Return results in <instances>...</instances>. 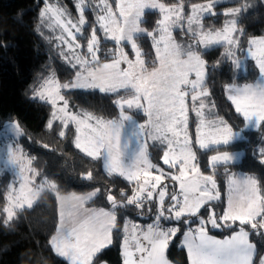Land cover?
Segmentation results:
<instances>
[{"label": "snow or ice", "instance_id": "snow-or-ice-1", "mask_svg": "<svg viewBox=\"0 0 264 264\" xmlns=\"http://www.w3.org/2000/svg\"><path fill=\"white\" fill-rule=\"evenodd\" d=\"M216 5L217 0L193 3L186 14L184 0L171 5L162 0H115V8L111 0H94L92 4L77 0L78 19L73 20L58 0H46L40 13L41 24L53 32L60 30V35L55 36L61 48L59 55L78 70L68 83H61L53 73L41 83L34 98L53 109L49 129L59 123V136L64 137L74 126L75 148L92 160L102 161L108 176L124 178L133 186L132 193L121 190L118 199L108 189L106 200L110 207L90 208L87 205L101 195L99 188L85 194H63L55 181L41 176L34 166L35 157L27 156L19 145H9L7 163L15 169L19 185H9L6 203L0 209L5 224L17 218L19 212L33 209L42 194L49 193L55 196L58 213L49 244L68 264H94L97 254L113 243L114 231L123 232V264H170L166 251L181 232L180 224L187 226L182 246L187 250L189 264H254L256 248L249 237L250 232L264 235L258 231L264 229V189L257 178L229 171L243 153L220 148L240 138V132H234L208 99L211 92L207 87V61L201 50L223 47V57L237 70L242 66L246 70L249 59L255 62L259 77L254 83L225 84L224 92L235 112L243 117L245 128L260 129L264 126V36L250 37L247 47L241 46L245 32L238 25L246 6L226 9L221 13L228 18L223 26L206 29L204 20L217 15ZM89 6L96 11V21L89 26L85 54L78 36L84 35ZM146 10L160 13L153 31L142 27ZM176 30L184 32L190 42H177L173 36ZM98 31L115 45L106 61L100 58ZM145 36L151 38L155 50L151 67L137 43ZM129 46L133 58L125 51ZM70 89L115 95L118 117L106 119L85 110L72 111L63 94V90ZM132 112L142 113L144 121H137ZM190 112L196 117L195 139L189 133ZM12 127L18 136L22 135L18 124ZM157 145L167 170L150 158L149 147ZM200 151L214 153L208 159L209 174L201 170L197 158ZM259 153L264 163V148ZM221 167L227 200L218 214L213 202H222L216 178ZM82 176L93 179L91 171ZM130 207L141 216L145 209L149 213L155 210L153 221L141 226L125 220L120 229L118 212ZM202 210L207 212V218ZM165 222H175L177 226L165 227ZM209 226L229 231L230 235L218 239L209 234ZM260 264H264V258Z\"/></svg>", "mask_w": 264, "mask_h": 264}, {"label": "trees", "instance_id": "trees-1", "mask_svg": "<svg viewBox=\"0 0 264 264\" xmlns=\"http://www.w3.org/2000/svg\"><path fill=\"white\" fill-rule=\"evenodd\" d=\"M162 1L167 4L178 3V0ZM48 2L56 3L57 0H48ZM58 2L63 3L72 15L77 13L74 0H58ZM200 2H206V0H184V3L188 5ZM237 2L242 1L222 2L216 6L223 8ZM45 3L46 0H0V130L7 121L18 120L23 130L19 143L30 157H35L34 166L40 171L42 177L46 176L49 180L55 181L63 194L86 193L99 188L101 195L95 198V202L89 204L109 208L106 200L108 189H111L119 199L121 190L131 195L133 186L122 177L108 176L104 172L102 161L92 160L75 148L74 126L66 131L64 137L59 136L61 131L59 123L49 129L47 125L53 109L50 104L34 98L41 83L53 73L64 83L72 81L78 70V67L72 68L70 64L62 60L57 55L53 42L49 43V39L52 41L51 32L41 24L40 20V12ZM253 3L254 5L242 13L239 19L238 26L245 32V35L241 37V46L245 48L248 38L264 35V0H255ZM87 14L89 23L85 26V36H83L85 40L82 36L80 37L83 41H86L90 33L89 26L95 25L96 21L92 10L88 9ZM159 17L158 11L150 10L146 13L143 24L147 30L153 31L156 28ZM223 22L224 17L221 13L204 20V24L211 28H221ZM101 44V59H109V50L114 49V42L102 41ZM138 44L151 65L154 57L151 38L145 36L138 40ZM84 46L86 50V44ZM126 48L127 51H131L130 46ZM223 52V47L202 51L207 61V87L211 92L210 98L216 105V112L233 128L242 130L244 138L229 146H221L220 150H242V159L234 162L229 167V171L257 178L264 189V163H261L259 153V149L264 148V126L260 129L245 128L243 117L235 112L234 106L224 92L225 84L253 81L259 76V72L255 62L250 59L246 63V70L244 68L237 70L223 57ZM65 93L75 110H85L106 119L118 117V109L113 103L117 97L113 94L83 89L66 90ZM138 117L144 118L142 113ZM194 121L192 122L193 131L196 127ZM150 152L155 163L167 168L161 160L163 152L159 145L150 146ZM212 154L214 153L204 154L203 151L197 153L201 170L205 174L210 173L208 159ZM88 171L93 173L92 180H86L82 176ZM13 178L12 171H0V209L6 203L5 197ZM216 178L221 189L222 202H213V205L219 214L223 211L227 200L223 167L217 170ZM37 180L40 181V177ZM202 212L207 218V212L204 210ZM154 215L155 210L149 213L145 209L144 215L141 216L134 207L127 210L121 209L118 212V227L122 229L127 219L135 222H151ZM3 221L4 215L0 213V264H68L64 258L52 250L49 244V239L55 233L58 223L54 195L43 193L33 209L19 212L17 218L8 224ZM179 227L181 232L170 242L167 256L175 264H189L187 250L182 246L183 232L187 226L180 224ZM258 231L264 232V229ZM209 233L219 237L230 235L229 231L212 229L210 226ZM249 238L256 248L254 264H260V260L264 258V235L250 232ZM122 241L123 232L114 231L113 243L97 254L94 264L102 262L123 264Z\"/></svg>", "mask_w": 264, "mask_h": 264}, {"label": "rangeland", "instance_id": "rangeland-1", "mask_svg": "<svg viewBox=\"0 0 264 264\" xmlns=\"http://www.w3.org/2000/svg\"><path fill=\"white\" fill-rule=\"evenodd\" d=\"M232 1H235V0H217V4L218 3H222V2H232ZM239 1H242L241 3H239V2H237V3H231V4H229L228 6H223V8H221V6L220 7H218V6H216V8H215V12L216 13H223L226 9H228V8H232V7H240V6H246V11H248L249 10V8L251 7V6H253L254 5V3H253V1H255V0H239ZM74 2H75V5L77 4V0H74ZM111 2H112V4H113V8H115V0L113 1V0H111ZM163 2V1H162ZM53 3V2H52ZM92 3H94V0H89V4H92ZM165 3V2H164ZM200 3H205V2H200ZM61 6H63L66 10H67V12L70 14V16H71V18L73 19V20H77L78 19V10H77V13L75 14V15H72L71 14V11L67 8V7H65L64 6V4L63 3H59ZM165 4H167V3H165ZM193 4V3H192ZM168 5H171V4H168ZM191 4H186L185 3V10H186V14H187V12L188 11H190V6ZM44 7H45V5H44ZM43 7V8H44ZM42 8V9H43ZM76 9H77V7H76ZM88 9H90V10H92L93 12H94V15H95V19H96V11H94L93 10V7H91V6H89V7H87L86 8V11H85V17H86V20H87V22L89 23V17H88V14H87V10ZM148 11H150V10H146V13L148 12ZM151 11H156V10H151ZM41 13V12H40ZM146 15V14H145ZM223 16V15H222ZM224 17V22H225V20L226 19H228L227 17H225V16H223ZM143 19H145V16L143 17ZM159 19H160V17H159ZM224 22H223V24H224ZM87 23V24H88ZM205 25V24H204ZM142 27H144L145 29H147L145 26H144V24H142ZM47 28V27H46ZM205 28L207 29V28H211V26H209V25H205ZM220 28V27H219ZM48 29V28H47ZM218 29V28H217ZM49 30V29H48ZM149 31V30H148ZM51 32V38H52V42H53V45H54V48H55V51H56V53H57V55L62 59V60H64L60 55H59V52L61 51V48H58L57 47V43H58V41H56L55 40V36H57V35H60V30L59 29H56L54 32L53 31H50ZM97 35L100 37V48H101V42L102 41H110V40H105L104 39V34H103V32H101V33H98L97 32ZM83 36H85V35H83ZM83 36H82V39L83 40H85L84 38H83ZM173 36L175 37V39L177 40V42H179V43H181V44H186V43H189L190 42V38L184 33V32H182V31H180V30H176V31H174L173 32ZM262 36H264V35H262ZM80 37L81 36H78V41H79V43L81 44V45H84V44H86V41H83V40H81L80 39ZM253 37H260V36H253ZM137 43H138V41H137ZM142 49V48H141ZM154 50V49H153ZM83 51H84V53L86 54V50H84L83 49ZM125 51L126 52H128L129 53V56H130V58H133V56H134V54L130 51V50H128L127 51V48H125ZM142 51H143V49H142ZM201 51H203V50H201ZM101 52L102 51H100V58H101ZM143 53H144V51H143ZM238 55H239V53H238ZM144 58H145V60L146 61H148V59H147V57L145 56V54H144ZM110 59V58H109ZM155 59V50H154V57H153V60ZM203 59H205V57L203 56ZM102 61H106L105 59H101ZM152 60V61H153ZM206 60V59H205ZM65 61V60H64ZM248 61V60H247ZM247 61L245 62V63H247ZM66 62V61H65ZM149 67H151V65H149ZM242 68H244L243 66H242ZM56 77V76H55ZM259 77V76H258ZM257 77V78H258ZM57 78V77H56ZM256 78V79H257ZM255 79V80H256ZM59 80V79H58ZM60 81V80H59ZM61 82V81H60ZM69 82H71V81H69ZM254 82V80L253 81H250V82H245V83H238V85H243V84H246V83H253ZM62 83V82H61ZM64 83H68V82H64ZM70 90H72V89H70ZM65 91L66 90H63V94L65 95V97H66V99L69 101V104H70V108H71V110L72 111H74V112H79L78 110H75L73 107H72V105H71V103H70V100H69V98L67 97V95H66V93H65ZM209 100H211V98L209 97L208 98ZM212 101V100H211ZM216 111V110H215ZM135 113L136 112H132V113H130V114H132L133 116H134V118L137 120V121H139V122H143L144 121V119H145V117L143 118V119H140L138 116L140 115V113H137V115H135ZM193 120H195L194 122H196V117H195V113H193V112H190L189 113V133H190V135H192V137H193V139H195V131H196V127H195V130L193 131L192 130V122H193ZM18 124V126H19V129H20V132L22 133V135H23V130H22V128H21V126H20V124H19V122H18V120H10V121H7L6 122V124H5V126L0 130V171H12L13 173L15 172V169L13 168V166H11L10 164H8L7 163V150H8V146L9 145H11V146H13V147H16L17 145H19V147H21L22 148V146H21V143H19V140H20V138L22 137V135H17L16 134V132L14 131V129H13V125H17ZM233 128V127H232ZM233 130H234V132L235 131H239L240 132V138H237L235 141H238V140H240V139H243L244 138V133H243V131H241V130H237V129H235V128H233ZM75 137V136H74ZM234 141V142H235ZM151 143V141H149V144ZM23 149V148H22ZM148 151H149V154H150V158L152 159V156H151V152H150V147H149V149H148ZM23 152L27 155V156H30L29 155V153L28 152H26L24 149H23ZM229 152H231V153H243V151L242 150H237V151H229ZM242 157H243V155L242 156H240L238 159H237V161H235V162H238V161H240L241 159H242ZM152 162L154 163V164H157V163H155L153 160H152ZM159 165V164H158ZM161 167H163L162 165H160ZM164 168V167H163ZM165 170H167V168H164ZM173 171H175V170H173ZM40 181L39 180H37V183H39ZM13 183H15L16 184V186L18 187V185H19V178L18 177H16L15 175H14V178H13V180H12V182L10 183V185L11 184H13ZM165 183H168L169 185H171V181H168V180H166L165 181ZM91 191H93V190H91ZM91 191H89V192H91ZM86 193H88V192H86ZM66 194V193H65ZM78 194H85V193H78ZM90 205V204H89ZM128 220V219H127ZM129 221H132V222H134L135 223V221H133V220H129ZM173 224H175L176 225V223L175 222H172ZM167 224L166 225V227H170V226H174L173 224ZM197 225L196 224H193L192 225V227H196Z\"/></svg>", "mask_w": 264, "mask_h": 264}, {"label": "crops", "instance_id": "crops-1", "mask_svg": "<svg viewBox=\"0 0 264 264\" xmlns=\"http://www.w3.org/2000/svg\"><path fill=\"white\" fill-rule=\"evenodd\" d=\"M257 80V79H256ZM256 80H254V82L256 81ZM253 82V83H254ZM88 207H90V208H101V207H99V206H93V205H87ZM105 209H107V208H105ZM173 224V223H172ZM166 225H167V223H165L164 224V226L166 227ZM174 226H176L175 224H173ZM210 234V233H209ZM210 235H212V234H210ZM213 236H215L216 238H218V239H223L224 237H219V236H216V235H213ZM182 241H183V238H182ZM251 241V240H250ZM252 242V241H251ZM253 243V242H252ZM166 255H167V251H166ZM122 256H123V249H122ZM167 258H168V256H167ZM168 260L170 261V264H175L174 262H172L169 258H168ZM123 261H124V256H123ZM100 264H108V263H105V262H102V263H100Z\"/></svg>", "mask_w": 264, "mask_h": 264}, {"label": "built area", "instance_id": "built-area-1", "mask_svg": "<svg viewBox=\"0 0 264 264\" xmlns=\"http://www.w3.org/2000/svg\"><path fill=\"white\" fill-rule=\"evenodd\" d=\"M152 222V221H151ZM151 222H142V221H138V222H135L141 226H144V225H147L148 223H151Z\"/></svg>", "mask_w": 264, "mask_h": 264}]
</instances>
